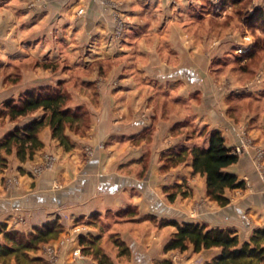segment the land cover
I'll use <instances>...</instances> for the list:
<instances>
[{"label":"crops","instance_id":"0c3cea01","mask_svg":"<svg viewBox=\"0 0 264 264\" xmlns=\"http://www.w3.org/2000/svg\"><path fill=\"white\" fill-rule=\"evenodd\" d=\"M202 1L0 0V69L31 67L0 106L70 85L67 108L88 120L83 132L65 127L67 147L43 128L31 158L13 152L0 169V227L59 231L29 254L34 264H97L89 241L112 264H204L220 249H165L174 224L242 241L264 228V84L243 89L248 57L236 54L250 44L208 31L220 16L199 12ZM43 114L6 116L0 139ZM212 131L238 156L225 171L244 183L225 190L223 207L192 168L191 149L207 148Z\"/></svg>","mask_w":264,"mask_h":264},{"label":"trees","instance_id":"16d2710c","mask_svg":"<svg viewBox=\"0 0 264 264\" xmlns=\"http://www.w3.org/2000/svg\"><path fill=\"white\" fill-rule=\"evenodd\" d=\"M68 99L67 93L61 89L40 87L25 91L17 100L9 99L3 103L0 114H6L11 122L29 117L39 110H42L44 114L39 120L34 119L23 126H15L0 139V169L7 166L6 156L13 152L20 161L31 158L42 147L38 134L47 126L51 130L52 138L57 139L60 145L65 147L68 142V138L64 135L66 126L74 129L75 132H83L88 127L87 119L67 108ZM190 154L193 173H199L205 177L207 197L222 207L228 205L230 200L225 196V190L239 189L244 186L243 182L225 171L238 161V156L225 146L224 139L218 131L209 133L207 148H192ZM174 199L173 193L171 201ZM174 226L177 231L166 244V250L185 251L189 245L193 246L195 252L219 248L220 253L204 264L264 263V228L255 229L248 241H242L231 229H207L205 225L189 222L174 224ZM58 232L51 228L50 224L36 228L30 234L6 231L5 228L0 227L3 238L0 243L2 264H6V260L11 258L14 259L15 264H34L35 261L29 254L37 251L40 245L48 243ZM114 243L120 247L118 241ZM89 244L88 251L97 264H112L99 249L93 248L91 241Z\"/></svg>","mask_w":264,"mask_h":264},{"label":"rangeland","instance_id":"374dc122","mask_svg":"<svg viewBox=\"0 0 264 264\" xmlns=\"http://www.w3.org/2000/svg\"><path fill=\"white\" fill-rule=\"evenodd\" d=\"M217 1L220 2L219 5ZM202 4V7L198 8L199 12H213L215 16H220L217 19L210 17L211 20L207 25L208 31L221 34V36L234 34L236 43L240 39L250 44L249 50L244 54L239 53L240 51L236 54L248 57L245 65L238 69L239 72H246L245 74L250 75L248 79L250 82L244 83L243 89L264 84V0H203ZM30 68L13 65L0 69V92H7L9 89L14 92L19 89L21 73ZM11 80H14L16 85L8 83ZM68 86L70 85L62 86L61 90H68ZM261 96L264 97V95ZM12 100H17V98ZM2 110L3 106H0V111ZM6 116V114H0L1 123H6Z\"/></svg>","mask_w":264,"mask_h":264},{"label":"built area","instance_id":"2783aa9c","mask_svg":"<svg viewBox=\"0 0 264 264\" xmlns=\"http://www.w3.org/2000/svg\"><path fill=\"white\" fill-rule=\"evenodd\" d=\"M219 3H220V2H219V1H217V5H219ZM217 9H218V10H217V12H218V11H219V8L217 7ZM79 253H80V251H79V250H76V252H75L76 256H78V255H79Z\"/></svg>","mask_w":264,"mask_h":264}]
</instances>
